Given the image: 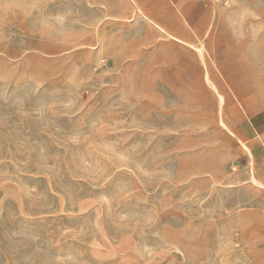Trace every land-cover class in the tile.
Wrapping results in <instances>:
<instances>
[{"label": "rangeland", "instance_id": "374dc122", "mask_svg": "<svg viewBox=\"0 0 264 264\" xmlns=\"http://www.w3.org/2000/svg\"><path fill=\"white\" fill-rule=\"evenodd\" d=\"M0 264H264V0H0Z\"/></svg>", "mask_w": 264, "mask_h": 264}, {"label": "built area", "instance_id": "2783aa9c", "mask_svg": "<svg viewBox=\"0 0 264 264\" xmlns=\"http://www.w3.org/2000/svg\"><path fill=\"white\" fill-rule=\"evenodd\" d=\"M200 1H204V0H200ZM223 4H228V0H222Z\"/></svg>", "mask_w": 264, "mask_h": 264}, {"label": "bare ground", "instance_id": "6f19581e", "mask_svg": "<svg viewBox=\"0 0 264 264\" xmlns=\"http://www.w3.org/2000/svg\"><path fill=\"white\" fill-rule=\"evenodd\" d=\"M117 5H118V7L122 8V7H121V5H119V3H118V2H117Z\"/></svg>", "mask_w": 264, "mask_h": 264}]
</instances>
